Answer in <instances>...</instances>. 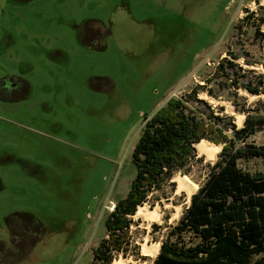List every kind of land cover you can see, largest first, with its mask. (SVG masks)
Instances as JSON below:
<instances>
[{"label":"rangeland","instance_id":"374dc122","mask_svg":"<svg viewBox=\"0 0 264 264\" xmlns=\"http://www.w3.org/2000/svg\"><path fill=\"white\" fill-rule=\"evenodd\" d=\"M263 20L264 0H0V80L30 83L0 101V241H9L4 220L14 212L34 215L44 229L34 250L21 245L6 255L0 246V264H94L106 218L135 177L141 129L170 99L206 125L203 140L221 151L218 141L243 128L245 112L264 116ZM87 35L96 40L88 44ZM11 80L4 89L16 88ZM249 141L263 145L264 132ZM4 152L34 163L31 175L7 164ZM219 153L207 161L195 149L149 193L143 206L158 208L162 220L134 215L138 250L112 263L155 264L143 244H161L191 202L173 178L199 189ZM241 166L264 171L261 160Z\"/></svg>","mask_w":264,"mask_h":264},{"label":"trees","instance_id":"16d2710c","mask_svg":"<svg viewBox=\"0 0 264 264\" xmlns=\"http://www.w3.org/2000/svg\"><path fill=\"white\" fill-rule=\"evenodd\" d=\"M245 88L251 94L260 93L258 87ZM245 113L243 128L233 127L232 138L224 136L218 141L224 146L217 162L178 224L161 240L155 264H264V171L252 172L241 166L242 161H264V144L249 141L264 132V116ZM207 136L206 125L187 115L176 99H170L146 121L132 153L135 177L128 194L106 218L108 238L94 251V264H111L117 255L125 257L130 248L138 250L131 235V218L150 192L171 179L173 171L186 166L195 156L194 144ZM24 217H29L40 238L43 226L30 213H11L4 222L12 232ZM161 228L153 225L155 232ZM0 246L6 244L0 241Z\"/></svg>","mask_w":264,"mask_h":264},{"label":"flooded vegetation","instance_id":"af4514ba","mask_svg":"<svg viewBox=\"0 0 264 264\" xmlns=\"http://www.w3.org/2000/svg\"><path fill=\"white\" fill-rule=\"evenodd\" d=\"M86 39H88L90 41L96 40L91 35H89V36L87 35ZM3 40L6 41V38ZM3 40L0 42V55H1V53H2V55L6 53V50L3 46L4 45ZM8 76H9L8 78H10V80H11L10 75H8ZM8 78L6 80H3V79L0 80V101H10L13 99L11 95H15V94H19V93L22 94L30 88V83L28 81H26L25 79H23L21 76H13V78L10 82L12 84V87H16V88H12L10 90H8L7 88L4 89V87L6 86V84L8 82ZM16 79H17V82H14V80H16ZM2 159H5V162L7 164L13 163L15 165L20 166L29 175H31L30 169L33 168V166H35L34 163H32L26 159H23V158L15 155L13 153L9 154L7 152H4L2 155ZM15 213H27V212H15ZM17 227L20 229L19 231H17L15 229ZM6 228L9 232V241L4 242L6 244V246L3 248L5 250L6 255H8V253H7L8 250L11 251L13 249V247H17V250L20 251L19 248L21 245H25V246L31 245V247H32L31 249L32 250L35 249V226L33 225L32 221L29 219V217L22 218L21 222L18 223L17 226L14 227V229H12V232H11V229H9L7 226H6ZM13 233H14V235H13ZM28 239H30V241ZM21 257L23 259H25V255H23ZM4 259H6V258L4 257ZM11 259H13V258H11ZM13 261H14V259H13Z\"/></svg>","mask_w":264,"mask_h":264},{"label":"bare ground","instance_id":"6f19581e","mask_svg":"<svg viewBox=\"0 0 264 264\" xmlns=\"http://www.w3.org/2000/svg\"><path fill=\"white\" fill-rule=\"evenodd\" d=\"M262 72L264 74V69H262ZM207 99H210L208 97H205ZM210 101H213L210 99ZM239 123L242 124L244 116L238 115ZM195 149L197 150V153L199 155L205 156L207 161H215L217 154L221 151V146H216L213 144H210L206 141H200L199 143L194 144ZM173 182L177 183L178 191L183 190L187 193L188 202L190 201L192 195L196 193L198 190V187L192 183L187 177L177 175L173 178ZM180 208H176V213L174 217H178L180 214ZM135 217H140L146 220L148 223L157 222L162 220V213L158 208L155 209H149L145 206H139ZM173 217V218H174ZM179 218V217H178ZM160 249V244L155 245H147L143 244L142 246V253L144 255L149 256L150 258L156 259ZM112 264H129L126 260L119 259L115 260Z\"/></svg>","mask_w":264,"mask_h":264}]
</instances>
